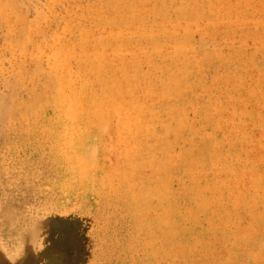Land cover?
Instances as JSON below:
<instances>
[{"label":"rangeland","instance_id":"obj_1","mask_svg":"<svg viewBox=\"0 0 264 264\" xmlns=\"http://www.w3.org/2000/svg\"><path fill=\"white\" fill-rule=\"evenodd\" d=\"M0 8V264H264V0Z\"/></svg>","mask_w":264,"mask_h":264},{"label":"bare ground","instance_id":"obj_2","mask_svg":"<svg viewBox=\"0 0 264 264\" xmlns=\"http://www.w3.org/2000/svg\"><path fill=\"white\" fill-rule=\"evenodd\" d=\"M121 1V0H120ZM194 1V0H193ZM200 1H202V0H200ZM8 2H10V1H8ZM8 2H7V4H8ZM21 2V1H20ZM108 2H109V0H108ZM119 2V1H118ZM162 2V1H161ZM183 2V1H182ZM241 2H243V1H241ZM250 2V1H249ZM252 2V1H251ZM6 3V2H5ZM57 3V2H56ZM60 3V2H59ZM75 3V2H74ZM102 3V2H101ZM202 3V2H201ZM210 3V2H209ZM208 3V4H209ZM235 3V2H234ZM243 3H246V2H243ZM9 4H13V3H9ZM66 4V3H65ZM71 4V3H70ZM76 5H77V3H75ZM85 4V3H84ZM99 4V3H98ZM125 4V3H124ZM182 4V3H181ZM185 4V3H184ZM191 4V3H190ZM190 4H189V6H190ZM193 4V3H192ZM204 4V3H203ZM240 4V3H239ZM250 4V3H249ZM254 4V3H253ZM60 5H62V4H60ZM75 5V6H76ZM120 5H121V3H120ZM197 5V4H196ZM214 5V4H213ZM221 5V4H220ZM226 5V4H225ZM237 5V4H236ZM5 6H6V4H5ZM56 6H57V4H56ZM63 6V5H62ZM67 6V5H66ZM82 6V5H81ZM107 6V5H106ZM106 6H105V8H106ZM180 6V5H179ZM241 6V5H240ZM243 6V5H242ZM245 6V5H244ZM247 6V5H246ZM255 6V5H254ZM54 7V6H53ZM52 7V8H53ZM78 7V6H77ZM89 7V6H88ZM120 7V6H119ZM153 7V6H152ZM176 7H178V6H176ZM213 7V6H212ZM229 7V6H228ZM261 7V6H260ZM50 8V7H49ZM95 8V7H94ZM97 8V7H96ZM121 8V7H120ZM119 8V9H120ZM157 8V7H156ZM198 8H200V7H198ZM198 8H197V10H198ZM203 8V7H202ZM244 8V7H243ZM253 8V7H252ZM1 9V8H0ZM51 9V8H50ZM50 9H48L49 11H50ZM69 9V8H68ZM85 9V8H84ZM86 9H88V8H86ZM86 9H85V11H86ZM92 9V8H91ZM116 9V8H115ZM153 9V8H152ZM151 9V10H152ZM201 9V8H200ZM204 9V8H203ZM214 9V8H213ZM225 9V8H224ZM227 9V8H226ZM225 9V10H226ZM233 9V8H232ZM251 9V8H250ZM67 10V9H66ZM81 10V9H80ZM101 10V9H100ZM206 10V9H205ZM229 10V9H228ZM227 10V11H228ZM68 11V10H67ZM97 11V10H96ZM114 11V10H113ZM119 11H123V10H119ZM119 11H118V14H119ZM155 11V10H154ZM236 11V10H235ZM52 12H53V10H52ZM69 12V11H68ZM83 12V11H82ZM95 12V11H94ZM117 12V11H116ZM153 12V11H152ZM218 12V11H217ZM216 12V13H217ZM224 12V11H223ZM239 12V11H238ZM58 13V12H57ZM108 13V12H107ZM155 13V12H154ZM168 13V12H167ZM174 13H176V12H174ZM183 13V12H182ZM242 13V12H241ZM53 14V13H52ZM74 14V13H73ZM103 14V13H102ZM121 14V13H120ZM187 14V13H186ZM193 14V13H192ZM214 14V13H213ZM222 14V13H221ZM230 14H231V12H230ZM50 15V14H49ZM70 15V14H69ZM105 15V14H104ZM125 15V14H124ZM176 15H177V13H176ZM203 15V14H202ZM201 15V16H202ZM233 15V14H232ZM46 16V15H45ZM51 16V15H50ZM80 16V15H79ZM129 16V15H128ZM178 16V15H177ZM190 16V15H189ZM204 16V15H203ZM202 16V17H203ZM214 16H215V14H214ZM236 16V15H235ZM39 17V16H38ZM67 17H70V16H67ZM125 17V16H124ZM167 17V16H166ZM209 17V16H208ZM207 17V18H208ZM222 17V16H221ZM227 17H228V15H227ZM245 17V16H244ZM75 18V17H74ZM85 18V17H84ZM93 18V17H92ZM103 18L105 19V17L103 16ZM153 18V17H152ZM174 18V17H173ZM220 18V17H219ZM223 18V17H222ZM251 18V17H250ZM250 18H249V20H250ZM62 19V18H61ZM111 19H112V17H111ZM116 19V18H115ZM161 19V18H160ZM178 19V18H177ZM182 19H184V18H182ZM203 19V18H202ZM226 19V18H225ZM243 19V18H242ZM261 19V18H260ZM40 20H41V18H40ZM52 20V19H51ZM73 20V19H72ZM79 20V19H78ZM85 20V19H84ZM127 20V19H126ZM129 20V19H128ZM163 20V19H162ZM198 20V19H197ZM256 20V19H255ZM67 21V20H66ZM65 21V22H66ZM87 21V20H86ZM194 21V20H193ZM239 21V20H238ZM242 21V20H241ZM36 22H38V21H36ZM50 22V21H49ZM89 22V21H88ZM154 22V21H153ZM157 22V21H156ZM216 22V21H215ZM218 22V21H217ZM258 22V21H257ZM66 23H68V22H66ZM78 23V22H77ZM96 23V22H95ZM100 23V22H99ZM128 23V22H127ZM130 23V22H129ZM240 23V22H239ZM44 24H46V23H44ZM98 24V23H97ZM115 24V23H114ZM205 24V23H204ZM209 24V23H208ZM48 25H50V23H48ZM106 25V24H105ZM109 25V24H108ZM112 25V24H111ZM125 25V24H124ZM142 25V24H141ZM196 25V24H195ZM198 25V24H197ZM215 25H217V24H215ZM228 25V24H227ZM57 26V25H56ZM74 25H72V27H73ZM78 26V25H77ZM95 26H96V24H95ZM101 26V25H100ZM114 26H116V25H114ZM160 25H158L157 27H159ZM191 26H193V25H191ZM201 26V25H200ZM219 26V25H218ZM229 26V25H228ZM236 26H237V23H236ZM243 26V25H242ZM48 27V26H47ZM67 27V26H66ZM102 27V26H101ZM143 27V26H142ZM161 27V26H160ZM196 27V26H195ZM89 28H90V26H89ZM109 28V27H108ZM117 28H118V26H117ZM186 28V27H185ZM227 28V27H226ZM8 29V28H7ZM39 29V28H38ZM66 29V28H65ZM68 29H70V28H68ZM134 29V28H133ZM150 29H152V27L150 28ZM158 29V28H157ZM162 29H165V28H162ZM15 30V29H14ZM64 30V29H63ZM71 30V29H70ZM86 30V29H85ZM190 30V29H189ZM202 30V29H201ZM200 30V31H201ZM215 30V29H214ZM52 31V30H51ZM50 31V32H51ZM55 31V30H54ZM138 31V30H137ZM235 31V30H234ZM14 31H12V33H13ZM74 31H72V33H73ZM107 32V31H106ZM140 31H138V33H139ZM179 32V31H178ZM184 32V31H183ZM7 33V32H6ZM69 33V32H68ZM91 33V32H90ZM112 33H114V32H112ZM116 33V32H115ZM146 33V32H145ZM170 33V32H169ZM10 35H11V33H9ZM8 34V35H9ZM14 34V33H13ZM12 34V35H13ZM30 34V33H29ZM180 34V33H179ZM235 34V33H234ZM239 34H242V33H239ZM26 35V34H25ZM39 35V34H38ZM98 35H99V33H98ZM117 35V34H116ZM141 35V34H140ZM212 35V34H211ZM210 35V36H211ZM228 35V34H227ZM7 36V35H6ZM51 36V35H50ZM57 36V35H56ZM64 36V35H63ZM76 36V35H75ZM78 36V35H77ZM84 36V35H83ZM94 36V35H93ZM114 36V35H113ZM125 36V35H124ZM130 36V35H129ZM214 36H216V35H214ZM232 36V35H231ZM259 36V35H258ZM53 37V36H52ZM82 37V36H81ZM179 37V36H178ZM238 37V36H237ZM255 37H257V36H255ZM254 37V38H255ZM14 38H15V36H14ZM57 38V37H56ZM68 38V37H67ZM78 38V37H77ZM85 38V37H84ZM91 38V37H90ZM100 38V37H99ZM102 38H103V36H102ZM123 38V37H122ZM163 38V37H162ZM205 38H206V36H205ZM208 38H209V35H208ZM234 38V37H233ZM241 38V37H240ZM244 38V37H243ZM29 39V38H28ZM27 39V40H28ZM40 39V38H39ZM44 39V38H43ZM60 39V38H59ZM124 39V38H123ZM131 39H132V37H131ZM130 39V40H131ZM136 39V38H135ZM195 39V38H194ZM201 39V38H200ZM215 39V38H214ZM257 39V38H256ZM31 40V39H30ZM70 40V39H69ZM90 40V39H89ZM143 40V39H142ZM198 40H199V38H198ZM45 41V40H44ZM63 41H64V39H63ZM92 41V40H91ZM97 41V40H96ZM108 41H109V39H108ZM238 41V40H237ZM30 42V41H29ZM52 42H53V40H52ZM69 42V41H68ZM70 42H71V40H70ZM87 42V41H86ZM90 42V41H89ZM208 42V41H207ZM221 42V41H220ZM38 43V42H37ZM225 43V42H224ZM243 43V42H242ZM63 44V43H62ZM23 45V44H22ZM27 45V44H26ZM68 45V44H67ZM70 45V44H69ZM92 45V44H91ZM112 45V44H111ZM126 45H127V43H126ZM200 45V44H199ZM224 45V44H223ZM255 45V44H254ZM11 46V45H10ZM10 46H8V47H10ZM14 46V45H13ZM31 46V45H30ZM62 46V45H61ZM140 46V45H139ZM191 46H193V45H191ZM214 46V45H213ZM227 46H228V44H227ZM241 46V45H240ZM253 46V45H252ZM27 47V46H26ZM65 47H66V45H65ZM68 47V46H67ZM106 47H107V45H106ZM133 47H134V45H133ZM189 47V46H188ZM221 47V46H220ZM229 47V46H228ZM59 48H61V47H59ZM63 48V47H62ZM71 48V47H70ZM84 48V47H83ZM186 48V47H185ZM198 48H200L199 46H198ZM201 48H203V47H201ZM218 48V47H217ZM230 48H231V46H230ZM233 48V47H232ZM73 49V48H72ZM78 49V48H77ZM141 49V48H140ZM170 49V48H169ZM172 49V48H171ZM234 49V48H233ZM249 49V48H248ZM81 50V49H80ZM132 51H133V49H131ZM50 51V50H49ZM73 51V50H72ZM116 51V50H115ZM127 51V50H126ZM128 51H130V50H128ZM144 51H146V49L144 50ZM254 51V50H253ZM16 52V51H15ZM75 52H76V50H75ZM79 52V51H78ZM99 52V51H98ZM104 52V51H103ZM107 52V51H106ZM105 52V53H106ZM142 52V51H141ZM166 52H168V50L166 51ZM211 52V51H210ZM260 52H261V50H260ZM20 53V52H19ZM28 53V52H27ZM110 53V52H109ZM130 53H132V52H130ZM130 53H127V54H130ZM136 53V52H135ZM137 53H139V52H137ZM136 53V54H137ZM143 53V52H142ZM224 53V52H223ZM23 53H20L19 55H22ZM32 54V53H31ZM108 54V53H107ZM141 54V53H140ZM165 54V53H164ZM167 54V53H166ZM169 54H171V53H169ZM206 54H208V53H206ZM242 54V53H241ZM15 55V54H14ZM29 55V54H28ZM44 55V54H43ZM91 55V54H90ZM96 55V54H95ZM243 55V54H242ZM24 56V55H23ZM31 56V55H30ZM42 56V53H41V55H40V57ZM60 56V55H59ZM58 56V57H59ZM70 56H72V55H70ZM86 56V55H85ZM122 56H123V54H122ZM207 56V55H206ZM35 58H37L38 59V56H34ZM33 57V58H34ZM62 57V56H61ZM87 57H89V56H87ZM94 57V56H93ZM107 57V56H106ZM112 57V56H111ZM116 57V56H115ZM145 57V56H144ZM143 57V58H144ZM148 57H150L149 55H148ZM154 57V56H153ZM174 57V56H173ZM190 57V56H189ZM202 57H203V55H202ZM252 57V56H251ZM34 58V59H35ZM54 58V57H53ZM64 58H65V56H64ZM82 58V57H81ZM101 58V57H100ZM205 58V57H204ZM229 58V57H228ZM238 58V57H237ZM240 58V57H239ZM255 58V57H254ZM48 59H50V58H48ZM52 59V58H51ZM71 59V58H70ZM93 59V58H92ZM106 59V58H105ZM215 59V58H214ZM253 59V58H252ZM40 60V59H39ZM66 60H69V59H66ZM77 60V59H76ZM89 60H91V59H89ZM97 60V59H96ZM140 60H142V59H140ZM203 60V59H202ZM217 60V59H216ZM40 61H42V60H40ZM53 61V60H52ZM212 61V60H211ZM232 61V60H231ZM235 61V60H234ZM254 61V60H253ZM93 62H94V60H93ZM140 62V61H139ZM145 62H146V60H145ZM194 62V61H193ZM210 62V61H209ZM223 62V61H222ZM49 63V62H48ZM67 63V62H66ZM101 63V62H100ZM128 63V62H127ZM142 63V62H141ZM140 63V64H141ZM37 64H39V63H37ZM45 64H46V61H45ZM67 64H69V62L67 63ZM90 64V63H89ZM109 64H111V63H109ZM139 64V65H140ZM159 64V63H158ZM148 65V64H147ZM236 65V64H235ZM19 66V65H18ZM36 66V65H35ZM34 66V67H35ZM55 66V65H54ZM53 66V67H54ZM57 66V65H56ZM61 66H63V65H61ZM78 66V65H77ZM81 66V65H80ZM223 66V65H222ZM229 66V65H228ZM237 66V65H236ZM16 67V66H15ZM58 67V66H57ZM83 67V66H82ZM135 67V66H134ZM147 67V66H146ZM200 67V66H199ZM17 68V67H16ZM61 68V67H60ZM65 68V67H64ZM67 68V67H66ZM92 68V67H91ZM137 68H138V66H137ZM201 68V67H200ZM13 69V68H12ZM44 69V68H43ZM121 69V68H120ZM122 69H124V68H122ZM197 69V68H196ZM256 69H257V65H256ZM58 70V69H57ZM92 70H94V69H92ZM133 70V69H132ZM148 70V69H147ZM224 70V69H223ZM236 70V69H235ZM15 71V70H14ZM13 71V72H14ZM44 71V70H43ZM42 70L40 71V72H43ZM123 71V70H122ZM121 71V72H122ZM226 71V70H225ZM126 72V71H125ZM142 72V71H141ZM150 72H151V70H150ZM39 73V72H38ZM78 73V72H77ZM127 73V72H126ZM152 73V72H151ZM192 73V72H191ZM254 73V72H253ZM33 74V73H32ZM99 74V73H98ZM110 74V73H109ZM147 74V73H146ZM194 74V73H193ZM230 74H231V72H230ZM236 74V73H235ZM34 75V74H33ZM54 75V74H53ZM122 75V74H121ZM130 75V74H129ZM162 75V74H161ZM222 75V74H221ZM253 75V74H252ZM32 76V75H31ZM51 76V75H50ZM58 76V75H57ZM236 76V75H235ZM22 77V76H21ZM60 77V76H59ZM98 77H99V75H98ZM210 77V76H209ZM215 77V76H214ZM227 77V76H226ZM231 77V76H230ZM24 78V77H23ZM32 78H33V76H32ZM37 78V77H36ZM143 78V77H142ZM243 78H244V76H243ZM248 78H250V77H248ZM54 79V78H53ZM58 79V78H57ZM149 79V78H148ZM218 79V78H217ZM223 79H224V77H223ZM82 80V79H81ZM104 80H105V78H104ZM130 80V79H129ZM196 80H198V79H196ZM203 80V79H202ZM210 80H212V79H210ZM102 81V80H101ZM222 81V80H221ZM103 82V81H102ZM106 82V81H105ZM143 82V81H142ZM95 83V82H94ZM227 83V82H226ZM58 84H59V82H58ZM147 84V83H146ZM198 84V83H197ZM237 84V83H236ZM70 85V84H69ZM144 85V84H143ZM149 85V84H148ZM152 85V84H151ZM257 85V84H256ZM22 86V85H21ZM59 86H61V84L59 85ZM59 86H57V87H59ZM181 86V85H180ZM219 86V85H218ZM226 86V85H225ZM101 87V86H100ZM119 87V86H118ZM138 87H140V86H138ZM144 88H145V86H143ZM149 87V86H148ZM153 87V86H152ZM33 88H35V87H33ZM59 88H61V87H59ZM92 88V87H91ZM96 88V87H95ZM204 88V87H203ZM214 88V87H213ZM126 89V88H125ZM130 90V89H129ZM147 90V89H146ZM208 90H210V89H208ZM60 91V90H59ZM133 91V90H132ZM142 91V90H141ZM149 91H150V89H149ZM218 91H219V89H218ZM257 91V90H256ZM57 92V91H56ZM116 92V91H115ZM137 92V91H136ZM147 92V91H146ZM160 92V91H159ZM187 92V91H186ZM223 92H225V91H223ZM60 93H61V91H60ZM118 93V92H117ZM130 93V92H129ZM150 93V92H149ZM152 93V92H151ZM181 93V92H180ZM204 93V92H203ZM205 93H207V92H205ZM35 94V93H34ZM39 94V93H38ZM67 94V93H66ZM110 94H112V93H110ZM119 94V93H118ZM117 94V95H118ZM141 94V93H140ZM143 94V93H142ZM144 94H145V92H144ZM185 94V93H184ZM122 95V94H121ZM127 96H128V94H126ZM125 95V96H126ZM130 95V94H129ZM155 95V94H154ZM158 95V94H157ZM211 95V94H210ZM260 95V94H259ZM262 95V94H261ZM62 96V95H61ZM78 96V95H77ZM119 96V95H118ZM123 96V95H122ZM185 96V95H184ZM196 96V95H195ZM208 96V95H207ZM251 96H253V95H251ZM45 97V96H44ZM101 97V96H100ZM113 97V100H114V96H112ZM158 97V96H157ZM156 97V98H157ZM186 97V96H185ZM37 98V97H36ZM123 98V97H122ZM147 98V97H146ZM190 98V97H189ZM194 98V97H193ZM235 98H237V97H235ZM243 98V97H242ZM39 99V98H38ZM57 99H58V97H57ZM111 99V98H110ZM137 99V98H136ZM206 99V98H205ZM245 99V98H244ZM248 99V98H247ZM132 100V99H131ZM236 100V99H235ZM26 101V100H25ZM29 101V100H28ZM47 101V100H46ZM82 101V100H81ZM105 101V100H104ZM155 101V100H154ZM215 101V100H214ZM36 102H37V99H36ZM122 102V101H121ZM121 102H118V103H121ZM132 102V101H131ZM146 102V101H145ZM197 102V101H196ZM195 102V103H196ZM204 102H205V100H204ZM113 103V102H112ZM112 103H109V105L111 104V106H112ZM115 103V102H114ZM116 103H117V101H116ZM151 103V102H150ZM161 103V102H160ZM163 103V102H162ZM191 103V102H190ZM214 103V102H213ZM26 104V103H25ZM31 104V103H30ZM33 104H34V102H33ZM49 104V103H48ZM57 104H58V102H57ZM107 104V103H106ZM159 104V103H158ZM170 104V103H169ZM168 104V105H169ZM37 105H38V107H39V103L37 102ZM61 105H63V104H61ZM83 105V104H82ZM89 105V104H88ZM118 105V104H117ZM232 105V104H231ZM35 106V105H34ZM90 106V105H89ZM116 106V105H115ZM121 106H122V104H121ZM146 106V105H145ZM166 106V105H165ZM178 106V105H177ZM210 106H211V104H210ZM56 107V106H55ZM96 107V106H95ZM120 107V106H119ZM124 107V106H123ZM179 107V106H178ZM187 107V106H186ZM219 107V106H218ZM32 108V107H31ZM109 108V107H108ZM107 108V109H108ZM116 108V107H115ZM202 108V107H201ZM223 108V107H222ZM232 108V107H231ZM26 109V108H25ZM52 109V108H51ZM97 109V108H96ZM114 109V108H113ZM139 109V108H138ZM165 109V108H164ZM199 109V108H198ZM109 110V109H108ZM123 110V109H122ZM129 110V109H128ZM182 110V109H181ZM197 110V109H196ZM220 110V109H219ZM113 111V110H112ZM119 111V110H118ZM187 111H188V109H187ZM229 111V110H228ZM103 112V111H102ZM124 112V111H123ZM136 112V111H135ZM147 111H145L144 113H146ZM160 112V111H159ZM196 112V111H195ZM209 112V111H208ZM25 113V112H24ZM35 113V112H34ZM104 113V112H103ZM108 113V112H107ZM121 113H122V111H121ZM125 113V112H124ZM199 113V112H198ZM196 114V115H199V114ZM111 114V113H110ZM130 114V113H129ZM173 114V113H172ZM180 114V113H179ZM195 114V113H194ZM115 115V114H114ZM118 116H119V114H117ZM127 115V114H126ZM166 115V114H165ZM30 116V115H29ZM122 116V115H121ZM130 116H131V114H130ZM133 116V115H132ZM113 117V116H112ZM117 117V116H116ZM139 117V115L137 116V118ZM127 118H129V117H127ZM187 118V117H186ZM213 118V117H212ZM225 118V117H224ZM263 118V117H262ZM27 119V118H26ZM91 119V118H90ZM183 119V118H182ZM203 119V118H202ZM232 119V118H231ZM230 119V120H231ZM130 120V119H129ZM177 120V119H176ZM219 120V119H218ZM153 121V120H152ZM197 121V120H196ZM116 122H118L117 120H116ZM149 122V121H148ZM182 122H183V120H182ZM187 122V121H186ZM193 122V121H192ZM218 122V121H217ZM228 122V121H227ZM235 122V121H234ZM14 123V122H13ZM12 123V124H13ZM110 123V122H109ZM143 123V122H142ZM194 123V122H193ZM207 123V122H206ZM219 123V122H218ZM128 124V123H127ZM111 125V124H110ZM115 125V124H114ZM117 125V124H116ZM115 125V126H116ZM121 125V124H120ZM133 125V124H132ZM207 125V124H206ZM128 126H130V125H128ZM134 126V125H133ZM142 126V125H141ZM215 126V125H214ZM232 126V125H231ZM118 126H116V128H117ZM121 127V126H120ZM213 127V126H212ZM43 128V127H42ZM205 128V127H204ZM203 128V129H204ZM217 128V127H216ZM219 128V127H218ZM121 129V128H120ZM129 129V128H128ZM132 129V128H131ZM181 129V128H180ZM188 129V128H187ZM197 129V128H196ZM225 129H226V127H225ZM243 129V128H242ZM46 130H48V129H46ZM116 130V129H115ZM119 130V129H118ZM134 130V129H133ZM177 130V129H176ZM190 130V129H189ZM188 130V131H189ZM219 130V129H218ZM120 131V130H119ZM104 132V131H103ZM121 132V131H120ZM127 132V131H126ZM126 132H124V133H126ZM180 132V131H179ZM222 132V131H221ZM232 132H233V130H232ZM149 133V132H148ZM178 133V132H177ZM197 133V132H196ZM234 133V132H233ZM132 134V133H131ZM191 134V133H190ZM194 134V133H193ZM221 134V133H220ZM223 134V133H222ZM241 135V134H240ZM114 136V135H113ZM197 136V135H196ZM124 137V136H123ZM136 137V136H135ZM174 137V136H173ZM179 137H180V135H179ZM206 137V136H205ZM221 137V136H220ZM240 137V136H239ZM238 137V138H239ZM110 138V137H109ZM142 138V137H141ZM160 138V137H159ZM199 138V137H198ZM201 138H202V136H201ZM225 138V137H224ZM242 138V137H241ZM157 139V138H156ZM181 139V138H180ZM111 140V139H110ZM128 140V139H127ZM140 140V139H139ZM139 140H137V141H139ZM155 140V139H154ZM192 140V139H191ZM215 140V139H214ZM213 140V141H214ZM222 140V139H221ZM234 140V139H233ZM193 141V140H192ZM228 141V140H227ZM164 142V141H163ZM181 142V141H180ZM219 142V141H218ZM237 142V141H236ZM130 143V142H129ZM137 143V142H136ZM202 143V142H201ZM133 144V143H132ZM151 144H153V143H151ZM159 144V143H158ZM223 144V143H222ZM221 144V145H222ZM108 145V144H107ZM131 145V144H130ZM144 145H145V143H144ZM156 145V144H155ZM230 145V144H229ZM104 146H106V145H104ZM114 146H116V145H114ZM152 146V145H151ZM158 146V145H157ZM166 146V145H165ZM174 146V145H173ZM172 146V147H173ZM228 146V145H227ZM194 147V146H193ZM152 148V147H151ZM236 148V147H235ZM158 149V148H157ZM215 149V148H214ZM226 149V148H225ZM127 150V149H126ZM145 150V149H144ZM152 150V149H151ZM166 150H167V148H166ZM110 151V150H109ZM169 151H171V150H169ZM178 151H180V150H178ZM187 151V150H186ZM185 151V152H186ZM242 151V150H241ZM18 152V151H17ZM162 152V151H161ZM107 153V152H106ZM113 153V152H112ZM124 153V152H123ZM139 153V152H138ZM137 153V154H138ZM143 153V152H142ZM178 153V152H177ZM180 153H181V151H180ZM214 153V152H213ZM23 154V153H22ZM111 154V153H110ZM114 154V153H113ZM156 154V153H155ZM165 154V153H164ZM198 154V153H197ZM203 154V153H202ZM212 154V153H211ZM225 154V153H224ZM94 155V154H93ZM118 155H119V153H118ZM168 155V154H167ZM182 155V154H181ZM221 155V154H220ZM16 156H17V154H16ZM146 156V155H145ZM159 156V155H158ZM177 156V155H176ZM25 157V156H24ZM101 157V156H100ZM130 157V156H129ZM135 157V156H134ZM133 157V158H134ZM169 157V156H168ZM173 157V156H172ZM210 157V156H209ZM6 158V157H5ZM18 158V157H17ZM75 158V157H74ZM109 158V157H108ZM178 158H179V156H178ZM212 158V157H211ZM251 158V157H250ZM78 159V158H77ZM165 159V158H164ZM176 159V158H175ZM185 159V158H184ZM209 159V158H208ZM213 159V158H212ZM257 159V158H256ZM90 160V159H89ZM146 160V159H145ZM166 160H168V158H166ZM238 160V159H237ZM8 161V160H7ZM46 161V160H45ZM44 161V162H45ZM86 160H84V162H85ZM102 161V160H101ZM126 160H124V162H125ZM133 161V160H132ZM189 161V160H188ZM217 161V160H216ZM220 161V160H219ZM78 162H79V160H78ZM91 162V161H90ZM103 162V161H102ZM201 162V161H200ZM218 162V161H217ZM256 162H257V160H256ZM88 163V162H87ZM108 163V162H107ZM174 163V162H173ZM176 163V162H175ZM195 163H196V161H195ZM202 163V162H201ZM210 163V162H209ZM216 163V162H215ZM219 163V162H218ZM224 163H226V162H224ZM240 163V162H239ZM259 163V162H258ZM41 164V163H40ZM39 164V165H40ZM86 164V163H85ZM120 164V163H119ZM123 164V163H122ZM206 164V163H205ZM88 165V164H87ZM142 165H143V163H142ZM242 165V164H241ZM247 165V164H246ZM126 166V165H125ZM193 166H195V165H193ZM198 166V165H197ZM237 166V165H236ZM243 166H244V164H243ZM38 167V166H37ZM74 167V166H73ZM141 167V166H140ZM147 167V166H146ZM196 167V166H195ZM235 167V166H234ZM247 167V166H246ZM250 167V166H249ZM116 168V167H115ZM123 168V167H122ZM185 168V167H184ZM194 168V167H193ZM217 168V167H216ZM215 168V169H216ZM251 168H252V166H251ZM264 168V167H263ZM3 169V168H2ZM79 169H81V168H79ZM89 169V168H88ZM91 169V168H90ZM93 169V168H92ZM195 169V168H194ZM211 169V168H210ZM226 169V168H225ZM244 169H245V167H244ZM86 170V169H85ZM119 170V169H118ZM127 170V169H126ZM125 170V171H126ZM183 170V169H182ZM184 170H186V169H184ZM183 170V171H184ZM248 170V169H247ZM79 171V170H78ZM84 171V170H83ZM130 171V170H129ZM162 171H164V170H162ZM190 171V170H189ZM222 171V170H221ZM40 172V171H39ZM117 172V171H116ZM128 172V171H127ZM207 172V171H206ZM217 172V171H216ZM54 173V172H53ZM113 173V172H112ZM123 173V172H122ZM126 173V172H125ZM139 173H141V172H138V174ZM170 173V172H169ZM185 173V172H184ZM219 173V172H218ZM228 173V172H227ZM12 174V173H11ZM84 174V173H83ZM88 174V173H87ZM127 174V173H126ZM126 174L124 175V176H126ZM149 174V173H148ZM3 175V174H2ZM84 175H86V174H84ZM92 175V174H91ZM129 175V174H128ZM136 175V174H135ZM165 175V174H164ZM169 175V174H168ZM183 175V174H182ZM198 175V174H197ZM260 175V174H259ZM1 176V175H0ZM93 176V175H92ZM104 176V175H103ZM111 176V175H110ZM120 176V175H119ZM193 176V175H192ZM216 176V175H215ZM232 176V175H231ZM11 177V176H10ZM31 177V176H30ZM37 177V176H36ZM88 177V176H87ZM108 177V176H107ZM116 177V176H115ZM123 177V176H122ZM133 177V176H132ZM174 177V176H173ZM182 177V176H181ZM213 177V176H212ZM245 177V176H244ZM257 177V176H256ZM85 178V177H84ZM95 178V177H94ZM167 178V177H166ZM196 178V177H195ZM225 178V177H224ZM227 178V177H226ZM253 178V177H252ZM12 179V178H11ZM86 179V178H85ZM84 179V180H85ZM115 179H117V178H115ZM140 179V178H139ZM142 179V178H141ZM145 179V178H144ZM154 179H156V178H154ZM160 179V178H159ZM170 179V178H169ZM179 179V178H178ZM177 179V180H178ZM218 179H220V178H218ZM249 179V178H248ZM251 179V178H250ZM249 179V180H250ZM27 180H29V179H27ZM42 180V179H41ZM53 180H54V178H53ZM123 180V179H122ZM127 179L125 178V181H126ZM130 180H131V176H130ZM157 180V179H156ZM166 180V179H165ZM199 180V179H198ZM226 181H227V179H225ZM238 180V179H237ZM47 181V180H46ZM129 181V180H128ZM138 181H140V180H138ZM138 181H136V182H138ZM153 181V180H152ZM158 181V180H157ZM197 181V180H196ZM196 181H195V183H196ZM208 181V180H207ZM206 181V182H207ZM213 181V180H212ZM220 181V180H219ZM105 182V181H104ZM121 182V181H120ZM133 182H135L134 180H133ZM149 182H151V181H149ZM177 182V181H176ZM209 182V181H208ZM215 182V181H214ZM233 182V181H232ZM235 182V181H234ZM152 183V182H151ZM150 183V184H151ZM181 183V182H180ZM211 183V182H210ZM221 183V182H220ZM223 183H224V180H223ZM236 183V182H235ZM92 184V183H91ZM103 184V183H102ZM109 184V183H108ZM164 184V183H163ZM197 184V183H196ZM207 184V183H206ZM104 185H106V184H104ZM132 185H133V183H132ZM138 185V184H137ZM165 185V184H164ZM191 185V184H190ZM193 185V184H192ZM212 185V184H211ZM219 185V184H218ZM42 186V185H41ZM47 186V185H46ZM123 186V185H122ZM173 186V185H172ZM134 187V186H133ZM138 187H140V186H138ZM167 187V186H166ZM181 187H183V186H181ZM213 187V186H212ZM218 187V186H217ZM92 188V187H91ZM187 188V187H186ZM215 188V187H214ZM219 188V187H218ZM228 188V187H227ZM148 189V188H147ZM175 189V188H174ZM192 189V188H191ZM199 189V188H198ZM216 189V188H215ZM95 190V189H94ZM143 190V189H142ZM162 190L164 191V188H162ZM170 190V189H169ZM220 190V189H219ZM225 190V189H224ZM231 190H234L233 188L231 189ZM230 190V191H231ZM245 190V189H244ZM47 191V190H46ZM160 191V190H159ZM171 191V190H170ZM209 191H211V190H209ZM98 192V191H97ZM109 192V191H108ZM133 192V191H132ZM173 192V191H172ZM217 192H220V191H217ZM223 192V191H222ZM105 193V192H104ZM141 193V192H140ZM155 193V192H154ZM234 193V192H233ZM49 194V193H48ZM47 194V195H48ZM55 194V193H54ZM83 194V193H82ZM98 194V193H97ZM103 194V193H102ZM112 194V193H111ZM203 194V193H202ZM202 194L200 195V196H202ZM213 194V193H212ZM218 193H216V195H217ZM222 194V193H221ZM220 194V195H221ZM229 194V193H228ZM262 194V193H261ZM99 195H101V194H99ZM136 195H137V193H136ZM144 195V194H143ZM142 195V196H143ZM163 195V194H162ZM161 195V196H162ZM165 195V194H164ZM194 195V194H193ZM205 195V194H204ZM223 195V194H222ZM166 196V195H165ZM226 196V195H225ZM228 196V195H227ZM238 196V195H237ZM18 197V196H17ZM160 197V196H159ZM128 198V197H127ZM137 199V198H136ZM135 198H134V200H136ZM153 199V198H152ZM165 199V198H164ZM173 199V198H172ZM236 199V198H235ZM258 199V198H257ZM50 200V199H49ZM85 200V199H84ZM156 200V199H155ZM168 200V199H167ZM171 200V199H170ZM174 200V199H173ZM202 200V199H201ZM211 200V199H210ZM237 200H238V197H237ZM260 200V199H259ZM118 201V200H117ZM177 201V200H176ZM206 201H207V199H206ZM216 201V200H215ZM56 202V201H55ZM59 202V201H58ZM161 202V201H160ZM133 203H134V201H133ZM172 203V202H171ZM211 203V202H210ZM217 203V202H216ZM219 203V202H218ZM254 203V202H253ZM137 204V203H136ZM143 204V203H142ZM141 204V205H142ZM145 204V203H144ZM148 204H150V203H148ZM175 204V203H174ZM178 204V203H177ZM195 204H197V203H195ZM201 204V203H200ZM135 205V204H134ZM140 205V204H139ZM140 205V206H141ZM152 205V204H151ZM162 205V204H161ZM198 205V204H197ZM81 206V205H80ZM79 206V207H80ZM89 206V205H88ZM132 206V205H131ZM149 206V205H148ZM178 206V205H177ZM210 206V205H209ZM212 206V205H211ZM216 206H217V204H216ZM158 207V206H157ZM165 207V206H164ZM190 207V206H189ZM133 208V207H132ZM148 208V207H147ZM159 208V207H158ZM162 209H163V207H161ZM167 208V207H166ZM195 208V207H194ZM234 208V207H233ZM149 209H150V207H149ZM196 209V208H195ZM243 209V208H242ZM66 210H67V208H66ZM151 210V209H150ZM170 210V209H169ZM201 210V209H200ZM203 210V209H202ZM67 211H69V210H67ZM139 211V210H138ZM152 211V210H151ZM163 211V210H162ZM196 211V210H195ZM96 212V211H95ZM144 212V211H143ZM143 212H141V213H143ZM154 212H156V209H155V211ZM174 212V211H173ZM215 212V211H214ZM225 212V211H224ZM262 212V211H261ZM14 213V212H13ZM17 213V212H16ZM163 213V212H162ZM229 213V212H228ZM96 214V213H95ZM153 214V213H152ZM164 214V213H163ZM171 214V213H170ZM172 214H174V213H172ZM171 214V215H172ZM200 214V213H199ZM108 215V214H107ZM139 215V214H138ZM161 215V214H160ZM165 215H168V214H165ZM109 216V215H108ZM107 216V217H108ZM112 216V215H111ZM137 216V215H136ZM110 217V216H109ZM152 217V216H151ZM163 217V216H162ZM168 217V216H167ZM186 217V216H185ZM160 218V217H159ZM172 218V217H171ZM184 218V217H183ZM168 219V218H167ZM173 219V218H172ZM194 219V218H193ZM218 219V218H217ZM230 219V218H229ZM107 220V219H106ZM105 220V221H106ZM162 220V219H161ZM221 220V219H220ZM117 221V220H116ZM119 221V220H118ZM137 221V220H136ZM171 221V220H170ZM180 221V220H179ZM195 221V220H194ZM114 222V221H113ZM120 222V221H119ZM165 222V221H164ZM187 222V221H186ZM160 223H163V220H162V222H160ZM167 223V222H166ZM181 223V222H180ZM183 223V222H182ZM185 223V222H184ZM194 223V222H193ZM157 224H158V222H157ZM211 224V223H210ZM143 225V224H142ZM145 225V224H144ZM149 225V224H148ZM167 225V224H166ZM170 225V224H169ZM178 225V224H177ZM156 226H158V225H156ZM180 226V225H179ZM155 227V226H154ZM160 227V226H159ZM183 227V226H182ZM158 228V227H157ZM150 229V228H149ZM162 229V228H161ZM170 229V228H169ZM175 229V228H174ZM176 231V230H175ZM189 231V230H188ZM156 232V231H155ZM161 232V231H160ZM183 232V231H182ZM181 232V233H182ZM190 232V231H189ZM140 233V232H139ZM162 233V232H161ZM178 233V232H177ZM137 234V233H136ZM156 234V233H155ZM171 234V233H170ZM174 234V233H173ZM196 234V233H195ZM119 235V234H118ZM172 235V234H171ZM140 236V235H139ZM157 236V235H156ZM160 236V238H161V234L159 235ZM165 236V235H164ZM170 236V235H169ZM174 236V235H173ZM14 237V236H13ZM185 237V236H184ZM249 237V236H248ZM17 238V237H16ZM15 238V239H16ZM170 238H173V237H170ZM175 238V237H174ZM157 239V238H156ZM162 239V238H161ZM198 239V238H197ZM244 239V238H243ZM242 239V240H243ZM163 240H164V238H163ZM139 241V240H138ZM137 241V242H138ZM162 241V240H161ZM160 241V242H161ZM170 242H171V240H169ZM246 241V240H245ZM10 242V241H9ZM163 242V241H162ZM173 242V241H172ZM171 242V244H173ZM115 243V242H114ZM180 243V242H179ZM160 244V243H159ZM166 244V243H165ZM170 244V243H169ZM177 244V243H176ZM184 244V243H183ZM186 244V243H185ZM160 247V246H159ZM170 247H171V245H170ZM179 247V246H178ZM186 247H187V245H186ZM176 248V247H175ZM189 248V247H188ZM134 249V248H133ZM168 249H171V248H168ZM184 249V248H183ZM177 250V249H176ZM175 250V251H176ZM110 251V250H109ZM190 251V250H189ZM162 253V252H161ZM184 253V252H183ZM146 254V253H145ZM180 254V253H179ZM170 255V254H169ZM182 256H183V254H181ZM143 256V255H142ZM157 256V255H156ZM9 258V257H8ZM142 258V257H141ZM174 258V257H173ZM1 259H2V257H1ZM105 259V258H104ZM129 259V258H128ZM9 260V259H8ZM120 260V259H119ZM172 260V259H171ZM2 261V260H1ZM143 262V261H142ZM168 262V261H167ZM4 263H6V262H4ZM132 264V263H131ZM149 264H151V263H149Z\"/></svg>","mask_w":264,"mask_h":264}]
</instances>
